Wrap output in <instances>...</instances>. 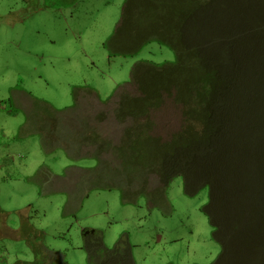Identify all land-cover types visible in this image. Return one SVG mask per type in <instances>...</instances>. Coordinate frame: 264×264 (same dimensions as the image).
I'll list each match as a JSON object with an SVG mask.
<instances>
[{
	"label": "rangeland",
	"instance_id": "rangeland-1",
	"mask_svg": "<svg viewBox=\"0 0 264 264\" xmlns=\"http://www.w3.org/2000/svg\"><path fill=\"white\" fill-rule=\"evenodd\" d=\"M126 1L0 0V264L106 262L125 238L135 264L218 260L203 177L180 168L192 182L176 175L163 189L147 175L161 153L151 142L129 169L89 157L93 144L121 143L110 115L118 88L139 65L175 60L156 43L135 53L133 26L115 33ZM140 137L136 149L149 142Z\"/></svg>",
	"mask_w": 264,
	"mask_h": 264
},
{
	"label": "trees",
	"instance_id": "trees-1",
	"mask_svg": "<svg viewBox=\"0 0 264 264\" xmlns=\"http://www.w3.org/2000/svg\"><path fill=\"white\" fill-rule=\"evenodd\" d=\"M131 26L135 53L156 43L175 60L139 65L118 88L110 115L121 143L93 144L89 157L106 154L107 163L129 169L159 144L158 166L147 175L163 189L176 175L191 183L184 173L191 170L215 196L222 188L246 196L250 187L247 197H264V0H127L115 33ZM140 136L149 140L144 149H136Z\"/></svg>",
	"mask_w": 264,
	"mask_h": 264
},
{
	"label": "crops",
	"instance_id": "crops-1",
	"mask_svg": "<svg viewBox=\"0 0 264 264\" xmlns=\"http://www.w3.org/2000/svg\"><path fill=\"white\" fill-rule=\"evenodd\" d=\"M60 113L62 111L56 112ZM72 122L80 127L83 121L71 119L70 124ZM47 132L39 130L41 137ZM49 141L47 139L45 142L48 143V149L59 148L55 146L57 140ZM50 150H46L47 153ZM44 170L48 175L51 174L49 169ZM222 189L219 196L213 195L211 189L208 194L207 218L213 229L211 239L219 252L214 264H264V197L251 198L230 194L232 189ZM118 245L121 246L120 254L116 253L112 260L106 262L98 257L95 264H135L127 239H120Z\"/></svg>",
	"mask_w": 264,
	"mask_h": 264
}]
</instances>
